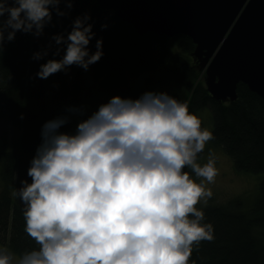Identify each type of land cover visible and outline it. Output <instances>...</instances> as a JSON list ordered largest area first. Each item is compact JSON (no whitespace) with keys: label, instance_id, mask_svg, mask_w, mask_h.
<instances>
[{"label":"clouds","instance_id":"clouds-1","mask_svg":"<svg viewBox=\"0 0 264 264\" xmlns=\"http://www.w3.org/2000/svg\"><path fill=\"white\" fill-rule=\"evenodd\" d=\"M61 2L0 0V17L7 14L0 19V52L17 31L41 35L51 9L66 14ZM64 2L72 7L73 0ZM89 20V14L77 17L66 38L52 37L66 50L61 59L40 65L37 77L72 65L87 70L101 59L102 39L94 53L88 49L95 35ZM68 112L82 114L78 108ZM70 118L42 126V143L27 172L32 182L23 180L17 189L24 230L39 250L15 259L0 248V264H189L194 246L214 239L213 225L203 223L205 213L196 207L212 197L206 184L219 174L213 153L203 166L197 163L213 133L201 127L187 102L166 92H145L135 100L114 96L79 122L75 134L60 131ZM186 167L203 179L197 183Z\"/></svg>","mask_w":264,"mask_h":264},{"label":"trees","instance_id":"trees-1","mask_svg":"<svg viewBox=\"0 0 264 264\" xmlns=\"http://www.w3.org/2000/svg\"><path fill=\"white\" fill-rule=\"evenodd\" d=\"M59 9L66 14L59 16L51 9L52 20L46 24L51 37L62 34L66 38L77 17L90 15L88 23L95 35L88 49L90 54L94 53L97 40L102 39L103 56L88 68L98 79L97 87L104 98L93 99V87L84 84L80 73L73 77L65 70L47 79L37 77L40 65L49 56L33 58L43 51L42 44L34 41L31 33L17 31L14 40H5L0 52V119L24 127L13 147L0 151V240L10 252L20 257L27 251L39 250L24 230V205L17 189L22 187L23 180L32 182L27 172L42 143V126L59 116L70 115L60 131L75 134L79 122L114 96L135 100L145 92H166L187 102L189 111L198 118V111L207 107L212 117V143L223 149L236 169L264 171V102L241 82L237 84L235 100L213 99L191 56L194 44L187 35L166 37L149 32L139 36L131 25L114 19L111 10L100 9L95 0H73L71 8L62 0ZM0 19H7V14ZM154 63L171 74L176 84L173 90H156L154 81L147 77L138 87L132 84L130 78L143 69L153 68ZM70 108L81 109L82 114L72 115ZM184 171L193 177L188 167ZM242 206L241 197H237L199 209L205 213L203 223L213 225L214 239L194 246L189 264H264V177L252 205L247 209Z\"/></svg>","mask_w":264,"mask_h":264},{"label":"water","instance_id":"water-1","mask_svg":"<svg viewBox=\"0 0 264 264\" xmlns=\"http://www.w3.org/2000/svg\"><path fill=\"white\" fill-rule=\"evenodd\" d=\"M139 36L187 35L191 56L217 101L244 83L264 102V0H95Z\"/></svg>","mask_w":264,"mask_h":264},{"label":"rangeland","instance_id":"rangeland-1","mask_svg":"<svg viewBox=\"0 0 264 264\" xmlns=\"http://www.w3.org/2000/svg\"><path fill=\"white\" fill-rule=\"evenodd\" d=\"M9 1L12 2V0ZM31 35L33 36L34 41L39 43L40 46L42 44V47H40L41 51L44 52L45 50H47L49 59L58 60L62 58L64 51L66 50V46H64L63 44L56 45L55 41L47 33L46 26L44 27L43 33L41 35L36 36L32 33ZM57 48H60L61 50L60 55L58 56L54 55ZM197 67L199 69L198 64ZM199 71L201 74V80L204 81V70L202 69ZM66 73L69 76L73 77L77 73H80L84 84L93 87V99L99 100L104 98V94L97 87L98 79L95 80L96 77L94 76L93 71L90 68L85 70L80 66L72 65L67 68ZM146 77L154 81L153 88L156 90L170 91L173 90L176 86L171 74L166 73L157 63H154V66L151 69L141 70L134 77L130 78V81L135 87H138L143 84ZM198 116L202 121L201 127L211 131L212 117L209 108H201L198 111ZM23 128L24 127L21 124L13 125L6 122L5 120L0 119V151L11 149L16 143L15 141L17 140ZM209 152L215 155L216 168L218 169L219 174L215 177L214 183L206 184V187L210 188L213 193L212 197L208 199L206 205L204 201L201 200V202L197 204L196 207L198 209H201L207 205L224 204L230 199L237 197H241L242 199V209H247L248 207H250L258 194V185L260 180L264 177V171L249 172L236 169L232 163L231 158L223 151L220 146L213 144L212 141H208L206 143L204 151L197 157V163L201 166L207 163ZM189 170L192 172L190 168ZM192 179L199 183L203 178L196 177L194 174ZM0 248H7L5 243L1 240ZM15 259H19V257L15 255Z\"/></svg>","mask_w":264,"mask_h":264}]
</instances>
